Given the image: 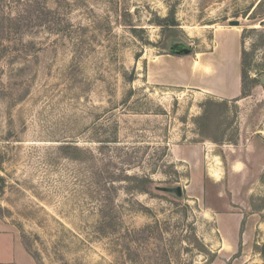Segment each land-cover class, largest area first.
<instances>
[{
	"label": "rangeland",
	"instance_id": "rangeland-1",
	"mask_svg": "<svg viewBox=\"0 0 264 264\" xmlns=\"http://www.w3.org/2000/svg\"><path fill=\"white\" fill-rule=\"evenodd\" d=\"M263 79L264 0H0L15 262L264 264Z\"/></svg>",
	"mask_w": 264,
	"mask_h": 264
},
{
	"label": "crops",
	"instance_id": "crops-1",
	"mask_svg": "<svg viewBox=\"0 0 264 264\" xmlns=\"http://www.w3.org/2000/svg\"><path fill=\"white\" fill-rule=\"evenodd\" d=\"M239 35V34H238ZM240 37V35H239ZM238 61L240 62L241 58H242V52H241V45L240 43V39H238ZM227 46L228 43H226ZM231 49V48H230ZM228 73V71H227ZM226 82L224 84V86L222 88H220V91L218 92L219 97H221V99H227V100H232L235 99V101L237 102V104H239V106L241 107L240 102L242 100H244L246 97H242V78H241V74L239 72L238 74V79L237 80H230L229 76H231L229 73L228 75L226 74ZM228 79V80H227ZM216 96V95H215ZM232 145L234 146V150L236 151V155H238V140L236 143H232ZM224 146V155L225 157H229L232 156V154L227 155L226 154V145ZM223 154V153H222ZM236 163H235V168H238V156H236ZM238 169H235V171H237ZM213 172H217L219 175L220 171L215 170ZM213 176H215V173H213ZM6 235H3L0 232V264H17L16 261V256H15V250H14V246L15 244L11 243V242H4L6 241V239H4Z\"/></svg>",
	"mask_w": 264,
	"mask_h": 264
},
{
	"label": "trees",
	"instance_id": "trees-1",
	"mask_svg": "<svg viewBox=\"0 0 264 264\" xmlns=\"http://www.w3.org/2000/svg\"><path fill=\"white\" fill-rule=\"evenodd\" d=\"M167 24H170V25H173L174 23H167ZM247 50L246 49H244L243 50V52H242V62H241V66H242V97H246V96H248L249 95V92L246 90V86H245V84L247 83V80L249 79L248 77H249V71H248V68H249V63H248V60H247ZM254 81H255V83H256V79L254 78ZM214 99H210V101H209V99H208V102L209 103H214V101H213ZM235 104H237V102L235 101ZM222 105H225V107L227 106V107H229L228 106V101H226V100H223V103H222ZM207 114H209V113H206V115ZM219 140V139H218ZM221 140H223L222 138L220 139V141ZM220 141H217V140H214V142H217V143H221ZM63 148H67V147H70V145H64V146H62ZM77 149H79V148H77ZM142 180H145L146 182H147V187H148V183H151V179H149L148 177H143V179ZM146 187V188H147ZM146 191L145 192H148V189H145Z\"/></svg>",
	"mask_w": 264,
	"mask_h": 264
},
{
	"label": "water",
	"instance_id": "water-1",
	"mask_svg": "<svg viewBox=\"0 0 264 264\" xmlns=\"http://www.w3.org/2000/svg\"><path fill=\"white\" fill-rule=\"evenodd\" d=\"M230 24L231 25H239L240 24V21L239 20H233V21H231L230 22ZM174 47L172 46V49H173ZM263 81H264V79H263Z\"/></svg>",
	"mask_w": 264,
	"mask_h": 264
}]
</instances>
